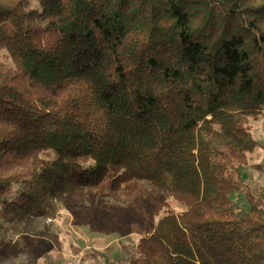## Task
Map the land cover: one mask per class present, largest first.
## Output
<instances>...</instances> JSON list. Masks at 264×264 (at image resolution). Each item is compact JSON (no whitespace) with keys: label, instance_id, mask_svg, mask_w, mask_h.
<instances>
[{"label":"trees","instance_id":"obj_1","mask_svg":"<svg viewBox=\"0 0 264 264\" xmlns=\"http://www.w3.org/2000/svg\"><path fill=\"white\" fill-rule=\"evenodd\" d=\"M33 1L0 0L5 214L28 224L113 167L112 191L148 181L165 210L139 199L159 221L125 264H264V196L243 178L264 175L250 163L264 117V0ZM22 162L28 172L1 173ZM31 264L52 262L32 253Z\"/></svg>","mask_w":264,"mask_h":264},{"label":"rangeland","instance_id":"obj_2","mask_svg":"<svg viewBox=\"0 0 264 264\" xmlns=\"http://www.w3.org/2000/svg\"><path fill=\"white\" fill-rule=\"evenodd\" d=\"M33 3L38 6L37 0ZM1 63H10L5 51L0 53ZM252 124L259 145L250 155V163L264 165V117ZM43 157L45 162L58 166L52 152ZM93 164L91 159H82L84 168ZM29 169L30 164L22 162L1 173H25ZM117 174L112 167L98 188L85 189L76 197L48 200L43 206L46 212L36 213L28 224L15 221L0 205V264H31L32 253L42 260L50 256L52 264H125L135 253L138 241L153 233L165 210L161 202L156 204L149 200L150 195L159 198L162 192L148 181L131 182L125 189L112 191L111 181ZM243 178L254 193L264 196L262 173L243 169ZM141 198L159 216L143 214L138 206ZM232 199L237 202L238 211L248 209L242 191L234 193ZM5 242L12 245L7 251L2 250Z\"/></svg>","mask_w":264,"mask_h":264}]
</instances>
